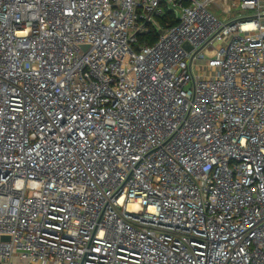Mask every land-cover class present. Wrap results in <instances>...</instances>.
Instances as JSON below:
<instances>
[{"label": "built area", "instance_id": "2783aa9c", "mask_svg": "<svg viewBox=\"0 0 264 264\" xmlns=\"http://www.w3.org/2000/svg\"><path fill=\"white\" fill-rule=\"evenodd\" d=\"M0 264H264V0H0Z\"/></svg>", "mask_w": 264, "mask_h": 264}, {"label": "trees", "instance_id": "16d2710c", "mask_svg": "<svg viewBox=\"0 0 264 264\" xmlns=\"http://www.w3.org/2000/svg\"><path fill=\"white\" fill-rule=\"evenodd\" d=\"M167 20L170 21V23H176L177 22L176 18L174 17V13L171 11H167L166 15L164 16V18L162 20H160V22L165 25L167 23ZM143 38L144 37H142L141 40H143ZM155 39H156V34H155V32H153L152 41L154 42Z\"/></svg>", "mask_w": 264, "mask_h": 264}, {"label": "rangeland", "instance_id": "374dc122", "mask_svg": "<svg viewBox=\"0 0 264 264\" xmlns=\"http://www.w3.org/2000/svg\"><path fill=\"white\" fill-rule=\"evenodd\" d=\"M243 12L245 13V10H243ZM216 13H217L220 17L223 16V12H222L221 10H217ZM236 14H238V10L234 9V10H233V15H236Z\"/></svg>", "mask_w": 264, "mask_h": 264}]
</instances>
